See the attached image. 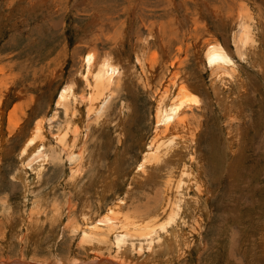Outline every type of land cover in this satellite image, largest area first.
<instances>
[{"label": "rangeland", "instance_id": "rangeland-1", "mask_svg": "<svg viewBox=\"0 0 264 264\" xmlns=\"http://www.w3.org/2000/svg\"><path fill=\"white\" fill-rule=\"evenodd\" d=\"M144 16L168 39L149 35ZM206 45L232 62L210 67ZM92 48L135 66L100 114L81 99L91 93L82 74ZM151 50L161 68L148 66ZM173 61L189 73L180 98L195 102V135L158 159L148 154L155 87ZM36 125L38 149L56 156L41 170L26 166ZM186 169L195 180L181 187ZM179 205L181 240L168 247L165 233L153 250L134 234L117 247L114 230L126 223L84 235L110 208L157 228ZM0 264H264V0H0Z\"/></svg>", "mask_w": 264, "mask_h": 264}, {"label": "bare ground", "instance_id": "bare-ground-1", "mask_svg": "<svg viewBox=\"0 0 264 264\" xmlns=\"http://www.w3.org/2000/svg\"><path fill=\"white\" fill-rule=\"evenodd\" d=\"M211 12L213 13L214 11H211ZM243 15L245 14L243 13ZM143 21L145 25H147L146 22L148 23L151 22L150 19L146 17L143 18ZM162 27L163 26H159L155 24L154 22H151L148 28L149 35H152V33L158 32L159 37H157V39H159V41L162 40L163 38L168 39V36L166 35V31H164L165 29L162 31L161 29ZM241 28H245L244 36H243L244 41H245L244 44L254 42L256 38L252 36V33L250 31V24H244L242 25ZM167 34L168 35L170 34L169 30ZM142 41H143L142 44L144 48H148V45L151 44V42H149L148 37L144 38ZM144 48H142L141 51L139 50L140 52H138V56L136 55V57L138 58V64H140L143 68V72H142L144 75L143 77H146V75L148 77V75L150 74L149 73L145 74L147 73L148 67H147V61L144 60V57H146L149 54V52L146 51ZM206 49H208L206 52V59L210 67H213L215 65H221L222 67H225L223 63L229 64V61L232 62L228 51L223 49V47L218 46V48H216V45H213L207 48V45H206ZM151 52L152 53L149 57L148 66H150L153 70L155 69L156 65H160L158 63L159 61L158 59L163 60L164 58L162 56L161 58H158V54L156 53V51L153 52L151 50ZM180 61L171 62V65L175 64V65H178V67L174 71L170 69L169 67L168 70L170 69V71L168 72V75L165 77L164 76L165 71H164L162 72V75L159 77V82L164 79L163 78L164 76L166 83L169 82V84L167 83L168 85H166V83L161 84L158 82V84H156V87H155L156 88L155 94L156 96L159 97V100H156L158 104L157 106V125H156L155 132L149 142L150 150L148 151V154L149 155L153 154L158 159H160L159 157L160 152H158V150H160L161 153L167 154L165 156L167 157L168 155L174 153L179 148L177 145H181V146L185 145L186 139L188 137L186 136L188 135L187 131H191V125L193 124L190 121L188 111L192 110V108L194 109L192 105H194L195 102L194 100H191V99L183 100L182 98H180L181 95H183L187 91V88H188V83L186 82V80L183 79V77L189 78V75H188L189 73L184 72V74H180L179 70L183 66L180 63ZM84 63H85L86 70L83 71L82 75H83L84 80L87 81V85L89 86L91 93L87 97L81 96V99L83 103L87 106V112L89 111L93 112L96 109L98 111V114H100L101 112H104L109 105L113 104L115 100V95L117 93V89L119 88L121 84L126 85V75H129L130 73L131 74L135 73V66L131 67L130 65H132V63L130 62H129V65H127V63L120 64L116 62L114 58H110L108 56H101L99 54V51H96L94 48L88 51L87 55L85 56ZM160 68H161V65H160ZM148 79H150V77ZM150 80H148L149 84L146 83V81H143L142 84L145 85L146 88H148L151 83ZM175 94H177V97H179L183 101L182 100L172 101L174 99L173 97ZM65 97H66V94L62 93L59 101L61 102ZM122 110L123 108H121V113H122ZM87 118L90 119L91 116L87 114ZM125 120H126L125 116L123 117L120 116V120H119L120 124H118V126L120 127V130H121L120 138L122 137V139L125 138V132H126V126L124 124L126 122ZM77 131L78 129H76L75 132ZM41 133H42L41 126L36 125V127H34V129H32L29 132V136L25 140V147H24L25 149L28 147L27 155L30 157L26 166L37 168L38 170H41L43 165H45L48 161H51V159L53 160L56 158L55 155H50L49 153L42 152L43 148L38 149V146L41 144V137H42ZM183 133H185V135H183ZM189 134L193 137L195 135V130L191 131ZM64 151L67 153V158L70 161H74L76 159V155L74 152H69L66 148H64ZM184 171H185L184 180L181 181L182 182L181 187L188 185L193 179L195 180L194 178L195 173L192 170L186 169ZM177 190H180V189H177ZM179 209H181V205H179L174 212L172 211V214L170 215V217L168 218L166 222L159 224L158 227L156 228V227H151L149 225L138 224L133 219H130L129 217H126V216L124 218H122L123 217L122 216L119 220L118 217L114 216L116 215L117 209L110 208L106 216H103L102 218L97 220L94 225H92V228H90V231H87V230L84 231V235L93 237L95 235V232L97 231L96 229L101 228L100 225H104V226L109 225L111 227H115L118 224L124 225L126 223V228H124L123 230L121 231L114 230V232H116L115 233L116 234L115 243L117 247L121 246L122 244L124 245L125 243H127L125 239H127V237L133 236L134 234V235H137V237L144 239L145 242L149 246L148 248L153 250L156 246L155 245L156 240H157L156 236L161 235V233L162 235L164 233L167 235L165 237H168L167 238L168 243L166 245V247H168L169 244H172L171 243L172 240H174L173 242L175 244L179 243V241L181 240L180 238H179L180 240L178 239V232H177V228L175 227V225L179 224L178 223L179 220L184 219L178 213ZM171 210H174L173 207L171 208ZM171 228H172V231H171ZM169 230H170V235L167 234ZM97 235H99L98 231H97ZM161 238L162 236L157 241L161 242L159 241ZM161 240H163V238ZM142 248L143 247H141V249Z\"/></svg>", "mask_w": 264, "mask_h": 264}]
</instances>
